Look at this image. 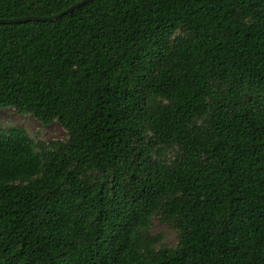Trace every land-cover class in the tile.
I'll return each instance as SVG.
<instances>
[{
  "label": "trees",
  "instance_id": "1",
  "mask_svg": "<svg viewBox=\"0 0 264 264\" xmlns=\"http://www.w3.org/2000/svg\"><path fill=\"white\" fill-rule=\"evenodd\" d=\"M82 1L0 0V20ZM0 109L66 136L0 131V264H264V0L0 24Z\"/></svg>",
  "mask_w": 264,
  "mask_h": 264
},
{
  "label": "rangeland",
  "instance_id": "2",
  "mask_svg": "<svg viewBox=\"0 0 264 264\" xmlns=\"http://www.w3.org/2000/svg\"><path fill=\"white\" fill-rule=\"evenodd\" d=\"M15 127L25 129L36 142L48 143L66 138L64 129L57 123L43 126L31 116L20 115L13 110L0 109V131ZM151 233L154 236H161L163 243L169 246H175L179 242L177 231L158 218L153 221Z\"/></svg>",
  "mask_w": 264,
  "mask_h": 264
},
{
  "label": "water",
  "instance_id": "3",
  "mask_svg": "<svg viewBox=\"0 0 264 264\" xmlns=\"http://www.w3.org/2000/svg\"><path fill=\"white\" fill-rule=\"evenodd\" d=\"M95 0H83L82 2H79L78 4L70 7L69 9L65 10L64 12L53 16V17H49V18H38V17H24V18H19V19H14V20H0V24H14V23H25V22H29V21H43V22H54L57 21L58 19H60L61 17L71 13L72 11H74L75 9L84 6L90 2H93Z\"/></svg>",
  "mask_w": 264,
  "mask_h": 264
}]
</instances>
